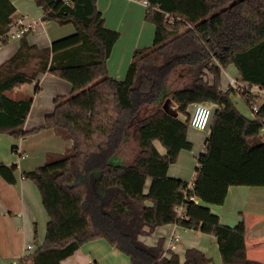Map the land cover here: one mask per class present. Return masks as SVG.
<instances>
[{"label":"trees","instance_id":"trees-1","mask_svg":"<svg viewBox=\"0 0 264 264\" xmlns=\"http://www.w3.org/2000/svg\"><path fill=\"white\" fill-rule=\"evenodd\" d=\"M146 1L152 43L133 50L122 80L106 64L119 33L104 25L96 0H34L41 20L70 23L74 31L39 48L27 42L28 30L0 64V130L20 134L32 104V95L15 99L7 91L34 83L38 92L42 73L71 86L68 96L53 99L43 125L70 139V147L21 173L36 185L48 220L42 245L19 264H59L97 238L129 255L131 264H208L196 248L186 249L180 262L173 252L164 255L160 241H139L170 223L212 235L223 264H261L246 257L243 222L225 226L207 205L222 204L230 185H264V98L248 119L231 101L230 87L221 85V70L231 64L240 80L264 87V0ZM15 11L10 0H0V34ZM167 97L178 116L163 109ZM197 102L213 107L190 190L167 171L192 147L188 107ZM129 141L135 152L124 161ZM15 169L0 163V176L14 184ZM180 203L186 218L173 211Z\"/></svg>","mask_w":264,"mask_h":264},{"label":"crops","instance_id":"crops-1","mask_svg":"<svg viewBox=\"0 0 264 264\" xmlns=\"http://www.w3.org/2000/svg\"><path fill=\"white\" fill-rule=\"evenodd\" d=\"M10 2L16 9L14 19L18 16H25L28 19H38L42 16V7L37 6L34 0H10ZM96 7L102 14L104 25L119 33L106 64L108 74L115 79L122 80L133 50L151 45L154 25L144 19L146 7L135 0H96ZM73 31L74 27L70 23L59 25L55 21L41 20L27 33L25 38L29 44L44 48L48 47L51 41L69 35ZM38 32L43 36L35 34ZM14 40L16 42L13 46L10 41ZM3 45L0 47V64L15 52L19 39L9 40ZM228 68L232 69L235 77H238L237 69L231 64L221 71L230 74ZM60 80L63 79L51 73L40 74L37 78L40 91L43 85L51 83L45 100L37 101L38 93L34 95L27 117L20 127V134L0 130V163L13 164L16 167L14 184L7 183L0 176V264L8 262L16 264L25 254L23 249L26 244L32 245L31 252H33L42 245L44 240L48 216L42 206L36 185L32 180L23 178L21 173L44 165L52 156L56 158L62 155L71 145L70 139L61 137L51 128L43 127L45 116L53 110V99L56 96H68L61 89L64 86L60 84ZM23 85L12 88L7 91V94L15 99L30 96L25 92L22 95L17 94ZM70 91L71 86L69 94ZM169 101L173 103L166 98V102ZM168 104H164L166 110L167 107L171 109V111L167 110L168 113L172 112L170 114L178 116L176 105ZM188 109L191 112L192 105ZM242 115L248 119L253 118V116ZM202 131H204L205 139L200 153L205 150L209 130H196L191 127L187 130V138L191 144L197 143L198 138H203V134H198ZM260 137L264 140L263 131ZM154 144L160 153L164 152L158 142L155 141ZM189 151L181 150L176 161L168 167L167 172L170 177L179 178L188 183L193 181L196 174L197 156L200 153L195 156L196 163L193 173L190 174L193 163L188 157ZM190 175V179L187 180ZM148 185L149 179L146 181V190ZM207 206L225 226L232 227L240 221L243 222L246 257L264 264V185H230L222 204H208ZM173 234L178 235V240L170 246L169 241ZM138 239L146 246H155L160 241L164 255L168 256L170 252H173L180 262L184 260L186 249L196 248L209 258L208 264H223L218 245L212 235L183 228L175 223L156 227L150 234L141 235ZM123 263L131 264L129 255L110 245L106 239L97 238L82 243L59 264Z\"/></svg>","mask_w":264,"mask_h":264},{"label":"built area","instance_id":"built-area-1","mask_svg":"<svg viewBox=\"0 0 264 264\" xmlns=\"http://www.w3.org/2000/svg\"><path fill=\"white\" fill-rule=\"evenodd\" d=\"M63 2H67L68 0H62ZM143 4L147 7L146 0H135ZM41 21V18L38 19H28L25 16H18L13 19L8 24V29L6 32L0 34V47L8 42L9 40L19 39L25 32L31 30L38 22ZM170 23L174 21L173 17L169 18ZM227 78V86L235 90L237 95H240L244 98L245 102L249 105L253 117L255 113L258 111L259 104L261 99L264 98V87H261L256 84H248L239 77H233L224 72ZM213 105L208 104L207 102H197L192 104V110L189 117V127L194 128L196 130H207L208 131V124L212 112ZM187 189L192 190L193 185L192 182L188 183ZM189 200L196 199L194 197H188ZM185 204L180 203L173 208L174 213L177 215L178 218H186L185 212ZM178 240V235L173 234L170 238V246H173L175 242ZM33 250L31 244H26L23 251L24 257L26 254L30 253ZM22 258H20L21 260ZM20 260L16 263L19 264ZM6 264H13V263H6Z\"/></svg>","mask_w":264,"mask_h":264},{"label":"rangeland","instance_id":"rangeland-1","mask_svg":"<svg viewBox=\"0 0 264 264\" xmlns=\"http://www.w3.org/2000/svg\"><path fill=\"white\" fill-rule=\"evenodd\" d=\"M35 34H39V35L43 36V34H41L39 32L35 33ZM10 42L14 46L16 41L14 40V41H10ZM228 71L230 73L229 74L230 76L232 75L233 77H235V74L232 71V69L228 68ZM224 72L225 71H223V72L221 71V81H222L221 85H222V89L225 90L228 86H227L226 78L224 77L225 76ZM59 82H60V84H62V86H64L61 88L64 91V93H67L66 95H69V88H70L69 84L64 80H60ZM42 87H43L42 91H40V89H39L38 92L33 93L34 83L33 84L32 83H25L22 87H20L19 91H17V94L22 95L25 92V93H29L30 95H32V98H34L35 97L34 95L38 93V95H37L38 97L36 100L37 101L45 100V98L47 97L46 93L51 88V83H46V86L43 85ZM230 89L232 90L231 101L233 102V104L235 105L237 110L240 113L246 115L247 117L253 116L252 111H251L249 105L245 102L244 98L240 95H237L235 93V90H233L232 88H230ZM167 98H169V97H167ZM165 103H169L168 105H170V106L173 105V103H171L170 101L166 102V98L163 100L162 105L164 106ZM35 109H36V107H35ZM167 110L171 111V109L168 107H167ZM170 113H172V112H170ZM203 132L204 131H202V133L199 132L198 134L202 135ZM204 139H205V136L203 134V138H198L197 143H195V142L192 143V147H191L190 151L188 152V157L193 163V167L191 169L192 172H190V174L193 173L194 165L196 163V157L195 156H197L198 153H200V151L203 147V144H204ZM134 152H135V146H134V143L132 141H129L127 144H124V147L122 149V157H123L124 161H128L131 158V156L134 154ZM53 158H54V156H52L49 159L51 160ZM190 177H191V175L189 176V178L187 180H189ZM122 256H124V255H122Z\"/></svg>","mask_w":264,"mask_h":264},{"label":"water","instance_id":"water-1","mask_svg":"<svg viewBox=\"0 0 264 264\" xmlns=\"http://www.w3.org/2000/svg\"><path fill=\"white\" fill-rule=\"evenodd\" d=\"M163 109L165 110V111H167L165 108H164V106H163ZM168 112V111H167Z\"/></svg>","mask_w":264,"mask_h":264}]
</instances>
